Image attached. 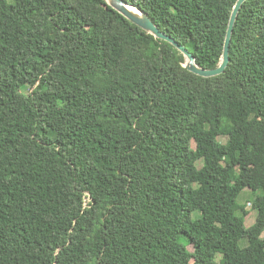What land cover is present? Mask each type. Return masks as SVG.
Instances as JSON below:
<instances>
[{"label": "trees", "instance_id": "16d2710c", "mask_svg": "<svg viewBox=\"0 0 264 264\" xmlns=\"http://www.w3.org/2000/svg\"><path fill=\"white\" fill-rule=\"evenodd\" d=\"M127 1L218 66L236 0ZM229 58L196 75L105 0H0V264H264V0Z\"/></svg>", "mask_w": 264, "mask_h": 264}, {"label": "water", "instance_id": "95a60500", "mask_svg": "<svg viewBox=\"0 0 264 264\" xmlns=\"http://www.w3.org/2000/svg\"><path fill=\"white\" fill-rule=\"evenodd\" d=\"M105 1L112 8H114L116 11L122 14L125 18H127L128 20H130L132 23L136 24L140 28H142L147 33L153 35L157 39H162L169 42L177 50H179L184 56L185 59L184 67L188 71L202 77H212L223 73L226 66L229 63L230 41L234 29L235 20L239 12V9L246 0H236L233 6L223 41L220 62L218 66L213 69H206L198 66L195 62V57L183 45L179 44L175 39L162 32L157 27V25L153 23V21L149 18V16L138 6L131 4L127 0H105Z\"/></svg>", "mask_w": 264, "mask_h": 264}, {"label": "rangeland", "instance_id": "374dc122", "mask_svg": "<svg viewBox=\"0 0 264 264\" xmlns=\"http://www.w3.org/2000/svg\"><path fill=\"white\" fill-rule=\"evenodd\" d=\"M234 135V134H233ZM219 141H222L224 142L226 140V137H219L218 138ZM254 199V194L251 192V190L249 188H244L238 198H237V201L241 204H245L246 205V208L248 209V214L246 215L245 217V226L246 227H249L255 220V210H252L251 209V202L252 200ZM238 214H241L242 212L241 211H238L237 212ZM262 236L264 237V231L262 233ZM239 245L241 247H244L247 245V238L246 237H243L239 240Z\"/></svg>", "mask_w": 264, "mask_h": 264}]
</instances>
